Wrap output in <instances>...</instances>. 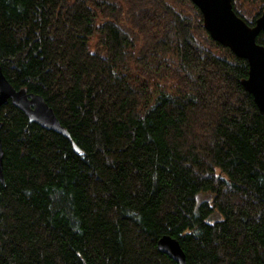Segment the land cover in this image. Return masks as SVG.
<instances>
[{
    "label": "trees",
    "instance_id": "16d2710c",
    "mask_svg": "<svg viewBox=\"0 0 264 264\" xmlns=\"http://www.w3.org/2000/svg\"><path fill=\"white\" fill-rule=\"evenodd\" d=\"M0 67L70 136L0 108V264H264V113L189 1L0 0Z\"/></svg>",
    "mask_w": 264,
    "mask_h": 264
},
{
    "label": "water",
    "instance_id": "95a60500",
    "mask_svg": "<svg viewBox=\"0 0 264 264\" xmlns=\"http://www.w3.org/2000/svg\"><path fill=\"white\" fill-rule=\"evenodd\" d=\"M187 1L199 10L203 27L210 39L247 63V78L241 84L252 96L257 109L264 113V47L256 43L257 36L264 32V12L255 20L254 26H248L234 13L232 0ZM8 103L18 109L30 123L70 140L67 131L43 98L29 94L24 89H14L0 67V108ZM3 155L0 139V185L4 187ZM156 249L176 264H186L184 252L176 239L162 236L156 242Z\"/></svg>",
    "mask_w": 264,
    "mask_h": 264
},
{
    "label": "rangeland",
    "instance_id": "374dc122",
    "mask_svg": "<svg viewBox=\"0 0 264 264\" xmlns=\"http://www.w3.org/2000/svg\"><path fill=\"white\" fill-rule=\"evenodd\" d=\"M204 197L203 194H200L197 198V201L200 202L202 200V198ZM215 218H217V216H215Z\"/></svg>",
    "mask_w": 264,
    "mask_h": 264
},
{
    "label": "bare ground",
    "instance_id": "6f19581e",
    "mask_svg": "<svg viewBox=\"0 0 264 264\" xmlns=\"http://www.w3.org/2000/svg\"><path fill=\"white\" fill-rule=\"evenodd\" d=\"M195 32V31H194Z\"/></svg>",
    "mask_w": 264,
    "mask_h": 264
}]
</instances>
